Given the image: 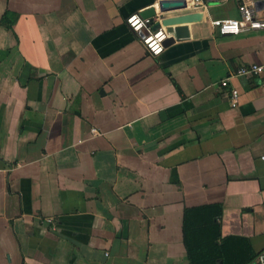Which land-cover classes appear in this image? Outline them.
<instances>
[{
  "label": "crops",
  "instance_id": "0c3cea01",
  "mask_svg": "<svg viewBox=\"0 0 264 264\" xmlns=\"http://www.w3.org/2000/svg\"><path fill=\"white\" fill-rule=\"evenodd\" d=\"M158 1L0 0V264H190L183 212L210 204L233 256L264 253V91L232 77L264 30L189 9L152 56L125 19Z\"/></svg>",
  "mask_w": 264,
  "mask_h": 264
},
{
  "label": "built area",
  "instance_id": "2783aa9c",
  "mask_svg": "<svg viewBox=\"0 0 264 264\" xmlns=\"http://www.w3.org/2000/svg\"><path fill=\"white\" fill-rule=\"evenodd\" d=\"M229 0H209L208 3L203 0H186L187 8L192 10H204L210 6H220ZM237 13L236 19L214 20L211 25L215 27L222 36H236L246 30H264V21L257 17L259 5H264V0H236ZM155 20L142 19L138 14H133L125 19V25L129 31L137 36L145 49L152 56H159L165 47V42L169 38L164 27L153 30L152 26ZM232 77L240 79L257 78L260 87L264 91V63L250 64L242 66L233 72ZM228 85V79L220 82L221 87ZM239 92L237 89H230V106L235 108L238 105ZM96 134L95 130H92ZM264 162V155L260 157ZM47 223L51 220L47 219ZM253 264H264V253L259 255Z\"/></svg>",
  "mask_w": 264,
  "mask_h": 264
},
{
  "label": "trees",
  "instance_id": "16d2710c",
  "mask_svg": "<svg viewBox=\"0 0 264 264\" xmlns=\"http://www.w3.org/2000/svg\"><path fill=\"white\" fill-rule=\"evenodd\" d=\"M220 204L185 208L183 212V244L190 264H253L258 254L249 248L240 257L230 251L233 241L239 238L220 237Z\"/></svg>",
  "mask_w": 264,
  "mask_h": 264
},
{
  "label": "water",
  "instance_id": "95a60500",
  "mask_svg": "<svg viewBox=\"0 0 264 264\" xmlns=\"http://www.w3.org/2000/svg\"><path fill=\"white\" fill-rule=\"evenodd\" d=\"M156 8L144 10L139 16L142 19L155 20L156 22L152 26L153 30H157L161 26L166 29L169 38L166 40L165 46L188 37L187 27L179 25L194 23L201 19V14L188 12L186 0H159ZM176 11L184 12L172 17L166 16V14Z\"/></svg>",
  "mask_w": 264,
  "mask_h": 264
}]
</instances>
